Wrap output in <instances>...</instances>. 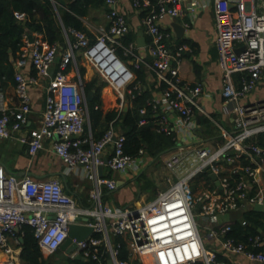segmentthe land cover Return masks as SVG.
<instances>
[{
  "label": "built area",
  "instance_id": "built-area-1",
  "mask_svg": "<svg viewBox=\"0 0 264 264\" xmlns=\"http://www.w3.org/2000/svg\"><path fill=\"white\" fill-rule=\"evenodd\" d=\"M105 3L112 6L107 15L108 27L97 29L93 42L84 32L69 29L73 41L68 42L56 68L53 66L57 45L47 43L40 33L36 38L32 36V42L28 34L23 35L14 73L17 104L7 106L0 90V140L12 139L24 145L30 161L46 150L45 142H48V150L64 164L65 174L74 173L92 184L93 199L91 208L79 206L64 192L60 179L17 176L7 172L0 163V252L3 253L0 264H21L18 249L22 226L31 227L41 252L52 254L67 238L68 226L72 223L88 224L93 227V233L77 242L70 258L79 252L81 257H90L99 264H108L109 260L113 264H194L197 261L227 264L216 259L213 247L205 248L193 211L202 202L200 215L207 218L246 204L264 203L259 183V178L264 176V148L254 142L257 134L264 133V96L245 104L239 102L264 76V0H157L155 4L150 0H131L137 11H145L141 23L148 36L149 61L135 52L132 42L121 43L120 39L130 31L129 25L124 15L113 7L114 0H105ZM209 6L214 16L221 96L233 114V133L217 149L195 145L163 156L164 167L176 179L151 200L125 208L103 205L100 200L103 189H115L116 182L99 176L98 167L103 165L116 172L127 167L138 170L143 151L139 150L138 158L126 155L124 136L116 133L111 124L98 140H93L89 128L84 133L89 120L83 82L80 77L74 80L69 76L68 65L75 67L78 74L76 54L79 52L115 93L119 114L141 90V84L134 82L133 71L115 54L116 49H122L123 55L131 58L133 67H147L168 86L159 103L152 99L146 101L153 113L161 107L164 112L176 114L172 126L162 114L158 130L174 134L175 140L190 139L195 134L193 109L199 108L193 98L201 93L202 87L181 83L179 71L186 46L178 44L171 48L168 43L171 34L161 22L165 17L191 19ZM15 17L22 21L26 14L17 12ZM183 25L189 26L188 22ZM102 50L123 65L118 77L114 74L115 68L108 71L99 64L97 58ZM27 66L33 67L36 74L24 76L22 71ZM51 67L52 75L49 74ZM234 73L244 74L238 86L233 80ZM41 78H48L44 108L38 129L29 134L23 129L31 112L28 88L37 85ZM139 114L142 117L139 124H144L146 107L140 108ZM221 162L227 165L225 173ZM204 172L209 177L212 173L217 175L220 190L210 178L211 183L202 180L203 188L193 193L192 185ZM80 218L87 220L80 221ZM229 230V224L211 228L206 237L215 240ZM110 235L124 238L127 259L119 258V245L111 242ZM220 247L228 256H242L250 264H264V234H253L246 241L224 238Z\"/></svg>",
  "mask_w": 264,
  "mask_h": 264
},
{
  "label": "crops",
  "instance_id": "crops-1",
  "mask_svg": "<svg viewBox=\"0 0 264 264\" xmlns=\"http://www.w3.org/2000/svg\"><path fill=\"white\" fill-rule=\"evenodd\" d=\"M55 4L59 9H65L60 8L57 2H55ZM113 7L118 12L123 14L127 20L130 31L126 35H129L130 42L134 44L135 52L142 56L144 60L149 61V56L146 50L148 36L146 35L141 23V18L143 17V15H141L142 11H137L133 7L131 0H114ZM111 8L112 6L107 5L106 3L103 6L96 8H87L85 15L79 17L86 29L84 33L90 41L95 40L97 36V29L108 27L107 15ZM58 20L61 25V32L59 40L54 43L58 48L55 64L53 66L54 68H56L57 63L60 61L61 54L67 47L68 42L73 41V36L69 33L67 34L59 18ZM185 22H188V27L183 25ZM173 23H177L182 26L183 33L180 37L177 36V33L172 27ZM161 25L171 34L168 40L171 48H174L178 44L186 46L179 71L181 83L187 84L191 87L200 84L202 87L201 93L193 98L199 107L193 109L195 134L187 140H184L183 138H176L178 141L176 140L175 146L168 149L169 151L166 150L168 151L167 153L160 155V157H158V161L155 159L149 160L148 157L146 158L143 155L142 162L138 170L132 167H127L122 172H116L108 170V168L104 167L102 175L115 180L117 187L113 190L103 189L100 200L103 205H107L112 208H125L130 206L133 203L132 200H134V195H132L133 192H136L137 198L141 197L140 184L142 180L139 181L138 179L141 173L146 171L147 178L152 180L154 185L157 184V177L155 172L152 170V167L159 163H161L164 167L162 162L163 156H166L171 152L183 151L184 149L195 145H203L210 149H217L225 143L227 137L234 131L233 114L229 112L223 104V98L221 96L222 80L221 72L217 65V49L215 45L216 32L211 6L198 12V14L191 19L188 16L175 19L165 17L162 20ZM140 31L143 32L145 39V45L143 47H138L136 41ZM31 34L34 38L38 37L37 32H32ZM17 54L18 52L15 55L9 56V61L14 67V72ZM77 54L82 57L79 52ZM124 57L131 59L127 56ZM77 61L79 60L76 58V69L78 74L75 71V67L73 68V66L69 64L66 69V71L69 72V76H71L74 80H77L80 77L83 84L91 80H96V84H99L100 82L104 83L99 76L95 74L94 69L90 65L84 61H81V64H77ZM131 61L132 60L128 62V65L135 68L133 67ZM79 67L84 68V74L82 77L79 74ZM141 68L145 74L143 83L140 82L142 88L150 90L151 99L156 103H159L160 98L165 91H161L159 87L162 81L159 80L154 72L147 67L142 65ZM34 70L35 69L33 67L27 66L22 72L24 76H28L34 75L32 74ZM240 74L242 75V73ZM238 75V73L233 74V80L236 86L239 85ZM47 82L48 78H41L37 85H29L28 89L31 98V112L28 115V123L26 127L23 128L24 130H28L29 134H33L40 125L41 112L45 103ZM14 85L15 81L13 78V82L8 80L5 81L3 87L0 89L6 97L5 103L9 107L17 104ZM263 96L264 76L258 85L253 90L248 92L244 98H241L239 102L241 104H245ZM116 104L117 99L115 93L104 83L100 90L99 108L103 111V113H107L112 110H116ZM162 114L167 117V124L169 126H172L174 121H176V114L171 111L164 112V110L160 107L158 112L155 113L157 125ZM114 130L116 133H120V130L116 128H114ZM45 146L47 147L46 150L35 156L32 161H30L24 145L12 139L0 140V163L4 166L7 172L17 176L22 173H31L29 175L38 179L56 177L60 179L66 193H68L79 206L91 208L93 205L91 193L92 184L87 179L74 173L65 174V166L62 161L50 150H48V142H45ZM220 164L224 165L222 166V171L225 173L227 165L222 162ZM259 183L264 193V176L259 178ZM215 187L217 186L215 185ZM165 189H160L158 192ZM218 189L220 190V188ZM130 198L132 199L130 200ZM201 207L202 202L201 204L196 205L193 215L197 213L200 218L207 223V231L211 228L218 229L224 225H230L233 222H238L242 226H247L248 224H242V221H245L244 214L251 210L255 211L253 209V205L246 204L240 209L227 211L225 213H215V215L204 218L200 215ZM256 212L264 214V211ZM261 222L264 223L263 218ZM257 233L264 234V228L258 227ZM222 240H224L223 236H218L215 240H209L210 246L215 249L217 254H221L225 259H228L231 264H250L242 256H228L225 254L220 247ZM20 250L21 247L18 249V254L20 253ZM42 258L46 264H73L70 262V259L73 258H70L69 255H66L60 250H57L52 254L42 252ZM134 263L136 262L134 261Z\"/></svg>",
  "mask_w": 264,
  "mask_h": 264
},
{
  "label": "trees",
  "instance_id": "trees-1",
  "mask_svg": "<svg viewBox=\"0 0 264 264\" xmlns=\"http://www.w3.org/2000/svg\"><path fill=\"white\" fill-rule=\"evenodd\" d=\"M66 2L65 9H59L52 0H0V89L3 87L5 81L13 82L14 67L9 61L10 55H15L22 45L23 35L27 33L37 32L42 34L44 40L49 44H54L59 40L61 32L60 19L64 29L68 34L69 29L75 31L85 32L79 17L85 15L87 8H96L103 6L105 0H64ZM157 0H150L151 4H155ZM56 6V7H55ZM22 12L26 14L25 20H18L15 13ZM145 11L141 12L144 15ZM123 42H122V41ZM121 43L127 45L130 42L129 35L121 38ZM93 42V41H90ZM122 53V49L118 48ZM140 65L138 68H132L135 76L134 82L143 83L145 74ZM32 74H36L34 70ZM79 74L82 77L84 68L79 67ZM238 81L244 76L240 74ZM104 83L96 84V80H91L83 84L84 93L87 94L94 90L92 100L87 102L88 109V128L93 140H98L107 130L111 124L114 128L120 130L124 136L123 151L126 155L132 158H138L139 150L147 154L149 160L155 159L162 152L171 149L175 146L176 140L174 134H166L158 130L155 113L146 106V101L151 99V92L148 89H143L141 86L140 92L132 100L131 105L126 110L118 112L112 110L107 113L96 106H100V90ZM130 85L129 87H131ZM160 90L168 89L166 83H160ZM128 97V95L126 96ZM146 107L145 123L139 124L142 118L139 114V109ZM87 125L84 127V133L88 132ZM254 142L261 148H264V133H259L254 137ZM250 141V140H249ZM147 158V157H146ZM243 163H246L244 156H241ZM155 161V162H156ZM154 162V163H155ZM141 181L140 189H150L154 187V182L147 178L146 171L139 176ZM210 182L211 179L206 172L201 173L198 179L192 185L193 193H198L200 188H203L200 182ZM156 189L154 193L156 194ZM264 214L256 211H248L244 214V220L247 226H242L238 222L230 224V230L224 233L223 237H232L237 240L246 241L247 238L257 233V228H264ZM21 238L23 242L20 243L19 258L22 264H46L42 258V252L34 238L31 227L24 225L21 228ZM99 237V234H94ZM111 242L114 245H119V258L127 259L128 253L126 249V242L120 236H111ZM217 260H224L227 264H231L228 259H225L221 254L216 255ZM73 264H99L98 261L90 257L82 259H70ZM105 264V262H104ZM194 264H204L203 261H197Z\"/></svg>",
  "mask_w": 264,
  "mask_h": 264
},
{
  "label": "water",
  "instance_id": "water-1",
  "mask_svg": "<svg viewBox=\"0 0 264 264\" xmlns=\"http://www.w3.org/2000/svg\"><path fill=\"white\" fill-rule=\"evenodd\" d=\"M53 3L57 2L58 6L60 8H66V2L64 0H52ZM173 29L175 30V32L177 33V36L180 37L183 33V28L182 26H180L177 23H173L172 24ZM138 37H137V46L138 47H143L145 45V39L143 36V32L140 31L138 33ZM28 38L29 41L32 42L33 37L31 35V33H28ZM54 69L51 67L49 69V74L52 75ZM93 93L94 90L90 91L89 93L86 94L85 99L86 102H90L92 100L93 97ZM127 108H125L126 110ZM169 151V150H168ZM168 151L162 152V154L167 153ZM161 154V155H162ZM144 157H148L146 153H144ZM106 163V159L104 160V164ZM109 170V169H108ZM102 171H103V165L98 167V175L102 176ZM31 173H22L19 176H23V175H29ZM210 178L212 180H214L215 185L221 189L220 186V182L217 179V175L216 174H210ZM253 209L255 211H264V203H256L253 205ZM80 221H86V218H80ZM93 233V227L88 225V224H84V223H72L69 224L68 226V236L65 239V241L62 243V245L60 246L59 250L64 252L66 255H70L72 252H74L77 249V242L83 241L85 240L87 237H89L91 234ZM23 242V239L20 238V243ZM3 257V253L0 252V258ZM73 259H84L83 257L80 256L79 252H76V254L74 255ZM108 264H113L111 260L108 261Z\"/></svg>",
  "mask_w": 264,
  "mask_h": 264
},
{
  "label": "rangeland",
  "instance_id": "rangeland-1",
  "mask_svg": "<svg viewBox=\"0 0 264 264\" xmlns=\"http://www.w3.org/2000/svg\"><path fill=\"white\" fill-rule=\"evenodd\" d=\"M96 35H97V32H96ZM121 40V39H120ZM122 41V40H121ZM123 42V41H122ZM115 54H116V56L129 68V69H131L132 70V67H130L129 65H128V62L131 60V59H128V58H125L123 55H122V53L119 51V49H117L116 51H115ZM76 58H77V60H79V61H77V64H81V61H84L83 60V58L82 57H80V56H78V54L76 55ZM85 62V61H84ZM94 72H95V74H97V76H99V74L96 72V70L94 69ZM99 78H100V76H99ZM101 79V78H100ZM40 154V153H39ZM152 170L155 172V174H156V177H157V184L156 185H154V187L153 188H150V189H145V190H141V197L139 198H137V195H136V192L134 193L133 192V194L132 195H134L133 196V198H134V200H132V204H134V203H139V202H147V201H149V200H151L152 198H154V196H156V194L158 193V190H160V189H165L167 186H169L172 182H174L175 181V177L172 175V174H170L163 166H162V164L161 163H159V164H156V165H154L153 167H152ZM116 187H117V185H116ZM157 190L156 191V194L154 193V190ZM63 190H64V188H63ZM191 190H192V187H191ZM64 192H66L65 190H64ZM68 194V193H67ZM136 195V196H135ZM132 198H130V200H131ZM194 219H195V221H196V223H197V226H198V232H199V234H200V236H201V238H202V241H203V244H204V246H205V248H208V249H211V246H210V243H209V240L207 239V233L209 232V230L207 231V229H208V226H207V223L202 219V218H200V216L197 214V213H195L194 214Z\"/></svg>",
  "mask_w": 264,
  "mask_h": 264
},
{
  "label": "bare ground",
  "instance_id": "bare-ground-1",
  "mask_svg": "<svg viewBox=\"0 0 264 264\" xmlns=\"http://www.w3.org/2000/svg\"><path fill=\"white\" fill-rule=\"evenodd\" d=\"M97 60L99 64H101L102 67L107 69L108 71H113V69L115 68L116 71H114V74L116 77H118L119 73L123 69V65L116 61L115 58L111 56L106 50H102Z\"/></svg>",
  "mask_w": 264,
  "mask_h": 264
}]
</instances>
